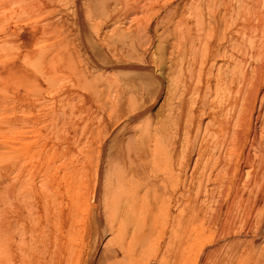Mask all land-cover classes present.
Here are the masks:
<instances>
[{"label":"rangeland","instance_id":"obj_1","mask_svg":"<svg viewBox=\"0 0 264 264\" xmlns=\"http://www.w3.org/2000/svg\"><path fill=\"white\" fill-rule=\"evenodd\" d=\"M100 1L108 2L110 12L99 17ZM110 1L115 6H109ZM213 2L139 0L137 7H141L134 10L123 0H0V201L5 206L7 192L11 191L12 264H90L92 257V262L104 264L110 259L114 242L124 236L128 215H141L137 207L127 213L124 202L107 188L102 166L105 161L98 156L110 137L112 140L118 134L121 140L133 142L138 134V121L122 133L119 129L115 132L112 122V115L133 89L118 90V78L110 68L97 70L101 85L96 89L82 86L74 75L75 66L88 75L97 74L86 59L91 37L83 36L82 26L88 24L91 32L108 38L114 32L134 36L140 45L143 43L139 52L155 58L160 70L153 83V96L145 105L146 113L152 115L149 135L154 139L160 131L170 134L168 117L171 109L179 107L178 101L185 99L195 107L203 98L205 83L213 85L199 66L182 67L186 56L178 50L174 38L180 32L164 33L161 18L167 19L174 10V21L182 18L192 26L191 12L196 10L206 27L213 26L208 20L212 12L219 16L231 13L251 23L252 31L264 29V0ZM136 17L140 25L133 21ZM155 24L160 33L152 38ZM166 38L169 41L164 45ZM256 51L252 47V75L248 77L252 78V98H258L252 105L249 129L260 137L264 136V127L261 119L257 120V111L264 94V50L258 60ZM190 56L189 63L193 59ZM218 65L220 73L230 77L232 67H227L228 62L217 59ZM206 121L203 116V124ZM239 164L245 180L238 190L218 189L210 195V202L204 191L198 198L204 219L209 220L205 236L211 242L210 246L201 243L191 264L203 263L206 253L215 246L219 248L220 264H264V184L256 187L251 179L245 185L251 170L245 168L243 160ZM206 182L205 190L210 187ZM170 207L176 214L173 204Z\"/></svg>","mask_w":264,"mask_h":264},{"label":"bare ground","instance_id":"obj_2","mask_svg":"<svg viewBox=\"0 0 264 264\" xmlns=\"http://www.w3.org/2000/svg\"><path fill=\"white\" fill-rule=\"evenodd\" d=\"M123 1L134 10L135 7H141H137L139 0ZM212 1L213 4L217 2ZM107 3L100 1V13L95 14L100 17L103 12L109 11ZM114 4L110 1L109 6H115ZM192 8L190 10H193ZM95 9L97 12V8ZM191 13L192 18L194 17L192 26L200 24L197 29L192 30L188 20L180 18L174 21L177 15L173 10L167 19L165 16L161 18L163 32H180L174 35V38L178 50L186 56L182 60V67L199 66V69L212 79L213 85L205 83L203 98L195 107H191L185 99L178 101L179 107L171 109L168 117L170 134L160 131L156 136H152L154 139L149 135L152 115L146 113L145 105L153 96V83L158 77L157 71L160 70L155 58L153 55L139 52L143 43L140 45L134 36L114 32L108 38L106 34L101 36L99 32H91L88 24L82 26L83 36L91 37L88 54H85L88 65L94 68L95 73L97 70L112 69L118 78V81L115 80L118 90L133 89L128 98L124 99L122 107L115 108L116 111L112 115L115 132L129 128L135 121L140 123L138 126V122H135L138 134L133 142L121 140L117 134L112 140L110 137V142L105 143L98 152L101 160L105 161L102 166L105 167L103 173L106 171L107 188L113 190L116 198L124 202L127 213L137 207L141 214L128 215L125 224L127 228L122 229L124 236L114 242L111 252L109 251L110 259L104 264H191L201 243L210 246L211 242L210 238L205 236L209 220L204 219L206 216L202 213V206L198 205L201 193L204 191L210 202V195L218 189L238 190L240 182L245 180L240 170V160H243L245 168L251 170L247 172L248 179L246 177L244 184L251 182V179H254L256 187L264 184V173H258L259 170H264V136L259 137L256 132L250 133L249 125L253 119L252 105L258 95L252 98V78L248 77L252 75V47L257 50L255 59H261L260 51L264 50V29L252 31L251 23L242 16L237 15L235 18L231 13L219 16L216 12H212L208 19L213 26L209 23L210 25L204 27L197 11L193 10ZM106 15L108 17L109 14L106 12ZM133 21L141 24L138 18ZM155 26L156 24L153 26L155 29H152V38H157L160 33H157ZM168 41L166 38L163 44ZM192 53L194 56H190ZM188 55L193 57L189 58L191 63L187 61ZM217 59L227 61V67H232L230 77L220 73L221 67L216 66ZM74 71L75 77L83 87L94 90L101 85L99 72L95 76L88 75L76 66ZM188 91L187 87L185 92ZM259 100L257 120L261 119L260 125L264 127V94ZM203 116L207 118L205 124ZM193 154L195 160L192 159ZM0 179L2 180V177ZM206 181L210 183V187L205 190ZM7 193V204L3 206L0 201V264H12L13 261L10 223L12 196L11 191ZM171 204L178 210L176 214L170 207ZM159 217L162 220L158 221ZM164 218L169 219L164 222ZM106 231H111V228ZM99 244V240L94 244L93 256ZM206 255L201 264H220L217 246L210 249ZM92 261L93 257L89 263L96 264Z\"/></svg>","mask_w":264,"mask_h":264}]
</instances>
